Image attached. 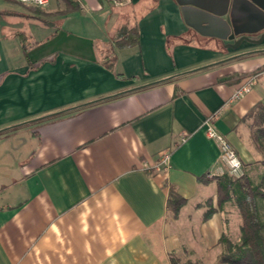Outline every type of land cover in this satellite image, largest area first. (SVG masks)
I'll return each mask as SVG.
<instances>
[{"label":"crops","instance_id":"1","mask_svg":"<svg viewBox=\"0 0 264 264\" xmlns=\"http://www.w3.org/2000/svg\"><path fill=\"white\" fill-rule=\"evenodd\" d=\"M72 1L80 10L64 13L67 0H0V264L218 259L233 210L203 221L204 203L216 206L213 178L227 173L203 124L222 110L214 127L251 180H263L246 116L264 104V39L226 48L232 42L211 29L189 26L177 0ZM235 21L240 36L261 38L246 4ZM135 23L140 44L118 49V31ZM254 74L252 92L226 105ZM164 151L169 164L157 167ZM171 188L187 200L177 218L167 210Z\"/></svg>","mask_w":264,"mask_h":264},{"label":"trees","instance_id":"2","mask_svg":"<svg viewBox=\"0 0 264 264\" xmlns=\"http://www.w3.org/2000/svg\"><path fill=\"white\" fill-rule=\"evenodd\" d=\"M67 1L69 8L64 13H72L80 10L77 2L72 0ZM114 42L118 49L138 46L140 44V29L138 23L124 25L118 31ZM107 60L105 64L106 68L113 71V58L109 57ZM116 77L124 79L122 74H116ZM168 80L165 79L158 84L167 82ZM105 100L107 99L57 112L40 119L44 120L58 117ZM247 120L250 121L251 142L254 148L264 157V104L260 103L256 105L247 114ZM9 130L7 129L5 132ZM201 180L206 181L204 177ZM213 181L217 184L216 206H214L213 198L204 203L203 207L206 210L203 215V221H207L214 214L223 211L227 204H232L237 208L242 220L238 241L233 242L227 231H224L219 239V264H264V178L260 183L256 184L246 172L244 176L238 179L226 173L213 178ZM186 203L187 200L176 190L173 188L170 189L167 210L172 217L177 218ZM183 257L187 259L188 264H196L197 262L202 264L201 261L193 263L192 260L188 259V253H185L184 256L171 253L169 256L170 264H181L180 262L183 261Z\"/></svg>","mask_w":264,"mask_h":264},{"label":"water","instance_id":"3","mask_svg":"<svg viewBox=\"0 0 264 264\" xmlns=\"http://www.w3.org/2000/svg\"><path fill=\"white\" fill-rule=\"evenodd\" d=\"M187 24L196 31L204 34L208 29L214 31L215 36L223 41H231L226 48H238L242 42L247 41L253 44H260L264 39V33L259 40H251L248 36H240L242 33L236 26L235 10L237 5L246 4L253 13L259 15L261 24L257 32L264 30V0H216L215 5H204L199 0H177ZM262 51L248 52L242 57L259 53Z\"/></svg>","mask_w":264,"mask_h":264},{"label":"built area","instance_id":"4","mask_svg":"<svg viewBox=\"0 0 264 264\" xmlns=\"http://www.w3.org/2000/svg\"><path fill=\"white\" fill-rule=\"evenodd\" d=\"M22 4L31 5L34 7L44 8L48 6L51 0H17ZM79 1V0H77ZM115 5H120V0H111ZM257 74H254L245 81L241 86L236 88L231 96V99L226 105H229L235 101H239L252 92L256 83ZM222 110L210 115L204 122L205 134L208 139L215 141L220 150V161L225 166L227 174L235 179L241 178L245 174L244 165L228 139L221 133H219L214 127V120L219 116ZM189 138L188 134H184L181 138V143H185ZM170 152L164 151L161 153L160 161L157 167H167L170 161Z\"/></svg>","mask_w":264,"mask_h":264},{"label":"rangeland","instance_id":"5","mask_svg":"<svg viewBox=\"0 0 264 264\" xmlns=\"http://www.w3.org/2000/svg\"><path fill=\"white\" fill-rule=\"evenodd\" d=\"M84 40H85V38H84ZM226 207L229 210H231V209L233 210L232 214L230 216H227L231 220L230 221L231 222L230 228H227V232H228L229 236L231 237L232 241L236 242V241H238L239 236H240V227H241V222H242L241 216H240L239 211L237 210V208L235 206H233L232 204H227L225 206V208ZM192 261H193V263L196 262V260H192ZM180 263L181 264H188L187 259L184 258V257H183V261H181ZM201 263L202 264H219V260L214 258V255L211 254V255L208 256L207 260L201 261ZM196 264H200V263L197 262Z\"/></svg>","mask_w":264,"mask_h":264},{"label":"flooded vegetation","instance_id":"6","mask_svg":"<svg viewBox=\"0 0 264 264\" xmlns=\"http://www.w3.org/2000/svg\"><path fill=\"white\" fill-rule=\"evenodd\" d=\"M264 33V30L262 31L261 35Z\"/></svg>","mask_w":264,"mask_h":264}]
</instances>
